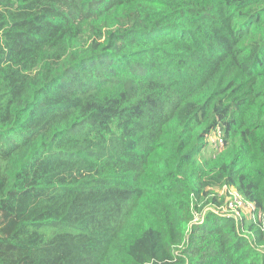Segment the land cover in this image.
I'll return each mask as SVG.
<instances>
[{
    "label": "trees",
    "instance_id": "trees-1",
    "mask_svg": "<svg viewBox=\"0 0 264 264\" xmlns=\"http://www.w3.org/2000/svg\"><path fill=\"white\" fill-rule=\"evenodd\" d=\"M0 264H264V0H0Z\"/></svg>",
    "mask_w": 264,
    "mask_h": 264
},
{
    "label": "built area",
    "instance_id": "built-area-1",
    "mask_svg": "<svg viewBox=\"0 0 264 264\" xmlns=\"http://www.w3.org/2000/svg\"><path fill=\"white\" fill-rule=\"evenodd\" d=\"M214 134L217 138V142L215 143V148L222 149L224 147V139H223L222 131L218 129L212 134V136ZM215 195H219L220 197L225 195L228 197L223 205L209 206L206 208V210L201 216L196 215L195 222H202L204 219L203 217L204 214L210 211L215 214H219L220 216L226 219L234 218L235 220H240L242 219L241 218L242 214L246 215L247 219H249L251 216L253 217V213L255 211V205L253 203H247L237 191L230 190L227 187H225L220 190H217ZM215 195L213 194L212 196L214 197Z\"/></svg>",
    "mask_w": 264,
    "mask_h": 264
},
{
    "label": "rangeland",
    "instance_id": "rangeland-1",
    "mask_svg": "<svg viewBox=\"0 0 264 264\" xmlns=\"http://www.w3.org/2000/svg\"><path fill=\"white\" fill-rule=\"evenodd\" d=\"M217 142V138L215 136V134L209 139V147H208V155H211L215 150V143ZM210 210V209H208ZM249 217V215H248ZM252 216L248 219V220H251Z\"/></svg>",
    "mask_w": 264,
    "mask_h": 264
}]
</instances>
